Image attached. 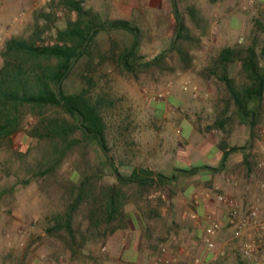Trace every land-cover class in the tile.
Returning a JSON list of instances; mask_svg holds the SVG:
<instances>
[{"label": "trees", "instance_id": "trees-1", "mask_svg": "<svg viewBox=\"0 0 264 264\" xmlns=\"http://www.w3.org/2000/svg\"><path fill=\"white\" fill-rule=\"evenodd\" d=\"M52 2L66 10L64 25L57 24L55 11L36 9L25 33L9 37L1 50L0 150L13 151L21 159L29 176L23 184L36 178L41 179L44 189L61 190L64 209L54 212L46 233L61 239L76 255L89 240L128 228L125 186L134 184L140 193H147L152 188L171 187L177 178L176 174L168 176L144 166L134 167L129 175L119 171L116 158L109 154L107 120L118 108L119 99L104 87L97 90L103 68L115 64L135 75L153 68L189 70L195 60L192 49L207 34L209 21L198 16L195 7H189L197 29L194 32L179 0H172V42L168 49L147 58L137 37L128 44L100 47L102 32L134 31L137 26L131 19L101 18L84 0ZM174 51L178 61L169 64V54ZM230 62L239 63V79L229 76ZM204 69L208 77L215 76L225 87L224 106L209 129L229 132L227 125L240 123L248 125L255 135L264 127V21H256L246 42L227 44L210 54ZM23 137L30 138L29 144L15 147ZM251 148L230 147L223 161L232 151ZM68 161L71 172L65 176L62 169ZM204 169L219 170L192 164L178 168V172L192 176ZM108 176L115 181L102 185L101 180ZM78 213L82 215L75 224Z\"/></svg>", "mask_w": 264, "mask_h": 264}, {"label": "rangeland", "instance_id": "rangeland-1", "mask_svg": "<svg viewBox=\"0 0 264 264\" xmlns=\"http://www.w3.org/2000/svg\"><path fill=\"white\" fill-rule=\"evenodd\" d=\"M52 1L0 0V66L3 63L1 50L5 41L14 34L25 33L36 9L55 11L57 24L64 25L67 12L64 8L54 6ZM250 1L179 0L180 9L194 32L197 29L192 22L189 7H195L197 15L209 21L207 34L199 46L192 49L195 60L189 70L171 72L153 68L135 75L122 71L115 64L103 68L97 90L104 87L119 99L116 105L118 108L109 113L107 120L110 124L109 154L116 158L122 174L129 175L134 167L144 166L172 176L180 174L178 168H181L182 163L199 162L207 150V144L198 147L194 141L195 145L191 143L187 146L181 135V118L191 120L202 134H210V137L223 135L231 147H252L255 153L261 155L260 160H264V127L255 135H252L248 125L240 123L227 125L229 133L218 128H208L224 106L222 98L225 87L215 76L208 77L204 68L210 54L227 44L246 42L256 21H264V0H252L253 5L244 9V5ZM84 3L98 12L101 18H128L137 26L134 31L102 32L98 42L103 49H108L112 43L128 44L137 37L141 40V53L147 58H153L168 49L172 42L175 31L172 0H84ZM167 61L176 64L177 53L171 52ZM239 66L238 62H230L229 76L239 79ZM184 81H190L199 88L198 98H194L191 91L183 89ZM170 83V95L160 102L152 99L154 95L168 89ZM175 99H180L181 105ZM125 125L127 128H121ZM22 141L16 142L15 147L29 144L30 138L23 137ZM175 163L178 164L176 167ZM71 166V161L64 165L63 175L70 176ZM25 178L29 176L25 173L21 159L13 151L0 150V264H127L121 257L124 252L122 240L132 233L129 226L135 225L131 213L135 210L145 214L148 221L143 229L147 238L140 248L137 247L138 252L146 260L145 264H151L154 257L147 256L146 252L152 253L150 250L154 248L158 252L155 261L159 264L157 260L164 253L162 248L167 246L165 242L163 245L158 244L160 248L153 245L156 238L165 235L170 225V217L163 213L164 209L170 208L171 203L181 195L187 196L184 190L188 184L194 185L196 193L200 192L203 185L197 173L181 182L173 181L171 187L152 188L147 193H140L134 184L125 186L128 228L108 232L94 241L89 240L76 255H72L61 239L46 233L54 212L64 209L61 190L44 189L41 179L36 178L23 184ZM114 181L115 177L108 176L101 180V184L107 185ZM214 183L210 186H214ZM157 192L161 194L155 197ZM187 197L191 199L192 195ZM155 209H158L160 215L148 218V214ZM81 215H76L75 224ZM240 244L236 249L239 253ZM261 259H264V252L261 253ZM233 261H237L235 255Z\"/></svg>", "mask_w": 264, "mask_h": 264}, {"label": "crops", "instance_id": "crops-1", "mask_svg": "<svg viewBox=\"0 0 264 264\" xmlns=\"http://www.w3.org/2000/svg\"><path fill=\"white\" fill-rule=\"evenodd\" d=\"M175 100L178 105H181L180 99ZM180 123L181 135L187 146L193 144L194 141L198 147L203 143L207 144V150L200 157L199 162H184L180 167L201 164L219 170H201L198 173L203 180L200 192L196 193L194 185L188 184L183 190L184 195H192L191 199L181 195L171 203L170 208L164 209L163 213L170 217V225L167 227L165 235L154 240L156 243L153 246L160 248L158 244L163 245L165 242L167 250L163 254L177 258L185 264H196L197 257L201 259L200 264H259L257 261L244 257L236 250L242 239L234 237V228L229 225L228 219L232 209H236L239 217L242 218L247 214L248 208L257 203L262 207L259 218L264 222V160H260L261 155L255 153L251 148L246 152L242 150L230 152L228 159L224 162V155L231 146L228 145V140L223 139V135L215 134L214 137H210V134H202L196 125L187 118H181ZM218 129L223 130L222 128ZM226 133L229 132L226 131ZM248 148L250 147L247 146ZM176 165L178 164L175 163V167ZM186 177L189 176L178 174L174 183L181 182ZM211 181H215L214 186H210ZM205 182L207 185L204 184ZM218 194L224 195L228 201H219ZM207 212L213 213L221 224V228L213 237L216 244L214 250H209L206 244L205 229L208 221L205 216ZM131 213L135 225L129 226L132 233L127 234L126 238L122 240L124 252L121 257L127 261V264H145L146 260L138 252L137 247L140 248L147 238L143 232L148 222L147 217L136 210ZM193 214H196V217H193ZM154 215L157 217L160 215L158 209L152 210V213L148 214V218ZM234 239L235 241H233ZM151 251L152 253L146 252V255L154 257V262L150 263L156 264L155 259L158 252L154 251V248ZM234 255L237 261H233Z\"/></svg>", "mask_w": 264, "mask_h": 264}, {"label": "built area", "instance_id": "built-area-1", "mask_svg": "<svg viewBox=\"0 0 264 264\" xmlns=\"http://www.w3.org/2000/svg\"><path fill=\"white\" fill-rule=\"evenodd\" d=\"M51 1V0H43ZM253 5L251 0L247 5H244V9L247 6ZM165 91H162L152 97V99L160 102L164 100L167 95H170V87ZM182 87L186 91H191L194 98H198L200 95L199 88L196 85H192L190 81H184ZM160 192L154 194L156 197ZM164 196V195H162ZM219 201L227 202V198L218 194L217 196ZM262 212V207L258 204H252L248 208V212L244 217H239L238 211L232 209L229 213L228 223L234 228V237L241 238L242 242L239 246L240 253L247 258H250L254 261H257L259 264H264V259H261V253L264 252V222L260 220L259 215ZM193 217H196V214H193ZM208 224L205 229L206 233V244L209 250L215 249V240L213 239L214 235L221 228V224L218 219L215 218L213 213L207 212L205 216ZM162 251H166V248H162ZM159 264H185L184 262L178 260L177 258L169 257L165 254H162L157 260ZM196 264L201 263L200 258L195 259Z\"/></svg>", "mask_w": 264, "mask_h": 264}]
</instances>
